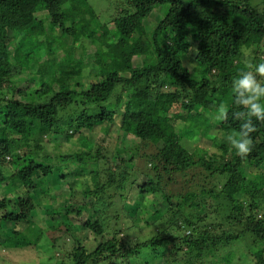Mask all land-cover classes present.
I'll use <instances>...</instances> for the list:
<instances>
[{
  "label": "trees",
  "instance_id": "obj_1",
  "mask_svg": "<svg viewBox=\"0 0 264 264\" xmlns=\"http://www.w3.org/2000/svg\"><path fill=\"white\" fill-rule=\"evenodd\" d=\"M113 1L105 17L89 0H0V187L38 188L55 170L82 183L75 211H53L62 234L50 261L31 264H203L240 239L264 264V122L252 118L246 157L224 141L243 123L233 117L242 110L233 79L247 62L264 63V0ZM221 104L227 120L217 118ZM177 105L190 123L197 114L215 120L176 131L165 121ZM110 123L129 140L118 152H131L115 166L82 133ZM183 133L208 143L184 146ZM137 158L142 172L130 165ZM180 182L184 194L173 188ZM14 201L0 196V221L20 220ZM15 236L5 247L26 245ZM89 236L103 239L89 248Z\"/></svg>",
  "mask_w": 264,
  "mask_h": 264
},
{
  "label": "rangeland",
  "instance_id": "obj_2",
  "mask_svg": "<svg viewBox=\"0 0 264 264\" xmlns=\"http://www.w3.org/2000/svg\"><path fill=\"white\" fill-rule=\"evenodd\" d=\"M253 3H257L258 0H250ZM89 3L97 9V11H105L104 16H108L107 9L114 4L113 0H89ZM259 3V2H258ZM254 5V4H253ZM168 8V4L161 6V8L156 7L150 13L151 21L162 19L164 17V11ZM147 8L145 7L143 12H146ZM16 42V41H15ZM12 40L8 41V47L10 51L12 50V46L15 43ZM85 45H88V41H84ZM12 55V51H11ZM34 67V66H33ZM93 67V66H92ZM28 70L24 71V77L28 78L31 82L36 80V76L33 73H29ZM180 111V113L178 112ZM178 112V113H177ZM185 116L181 114V109L179 105L173 109V112L168 115L165 123L167 125H173L174 128L179 130L180 127L187 124V127L190 129H197L199 127L198 123L202 125L207 123L209 120H215L214 116H210L209 114H197L196 121L190 123L188 119L184 118ZM114 124H104L95 126L91 130H82L84 134L88 137L94 139L96 143L94 146L97 147L99 144L102 146L101 153L110 158V161L113 162V165L121 162V158L129 156L130 151L128 149L124 151H119L121 146L125 145L129 140L126 138H122L120 130L116 128ZM196 131V130H195ZM64 132L61 131V135ZM79 132L75 131L74 135H77ZM59 134H54L50 138V140H63L62 136ZM58 137V138H57ZM182 142L185 145L190 143H196L199 146V142L202 144H207V140L203 137H198V135H192L188 133H183ZM66 142L63 141L60 146L65 147L67 145L71 146L73 142L72 139H66ZM210 147V151L213 153H217L215 146L208 145ZM46 149L49 152L57 153L58 149L55 146V141H49L46 145ZM65 150V149H63ZM67 150V149H66ZM130 150V149H129ZM138 159V158H137ZM136 160L134 163H130L131 167L138 168L140 172L143 171V165L145 164L144 160L141 159ZM51 162V161H50ZM141 163V164H140ZM141 165V166H140ZM262 170L264 171V165L262 166ZM5 171L9 172L8 169ZM136 177V174L133 172ZM131 177V178H132ZM141 176L136 180V183H142L143 179ZM89 182H87L88 184ZM31 183H26L24 187L15 190L10 184L6 183L0 187V196L9 197L10 199H15V210L19 214V221L15 223H5L4 221H0V264H31L35 262L42 261H50V253L52 252V247L50 246L53 242V239L59 238L62 234L61 229H54L53 225L56 223L59 217L57 214L53 213L54 210L60 209L61 206H66V208L70 210H74L78 204L81 203L82 192L81 186L82 183L79 180H75L71 175H64L61 171H52L48 174L45 180H42V184L40 187H36V185L31 186ZM182 182L177 186H173L174 189H181V193L184 194L185 190L181 186ZM30 185V186H29ZM48 190V192L46 191ZM124 208H128L126 202L123 203ZM75 211V210H74ZM221 215V214H220ZM224 215V214H223ZM91 219H94L93 215L89 216ZM45 223V224H44ZM43 226L46 228L44 230ZM78 227L79 225L76 224ZM77 229V228H76ZM79 229V228H78ZM16 232L17 238H24L27 243L22 248H9L5 247V238H10L12 232ZM44 231V232H43ZM150 231L142 230L141 232H133L131 230L130 238L136 239V235L141 238L143 236H147ZM141 234L142 236H140ZM9 236V237H8ZM66 236H64L65 238ZM80 242L85 245V236L81 235ZM90 241L87 243L89 248L98 243V241L102 240L103 237H93L89 236ZM52 241V242H51ZM34 244V245H33ZM249 242L244 239H240L237 242H234L231 249L232 251L228 253L227 248L221 249L218 253L222 254H214V252H210L206 255L205 260L202 262L203 264H254L253 256L249 253L248 249ZM225 249V250H224ZM229 254L232 256V261L229 260ZM264 256V253H263ZM222 258V262L220 260ZM239 257L241 260H239ZM134 264H140L138 260L134 261ZM161 264H168L166 262Z\"/></svg>",
  "mask_w": 264,
  "mask_h": 264
},
{
  "label": "clouds",
  "instance_id": "obj_3",
  "mask_svg": "<svg viewBox=\"0 0 264 264\" xmlns=\"http://www.w3.org/2000/svg\"><path fill=\"white\" fill-rule=\"evenodd\" d=\"M247 71L241 70L232 82L233 103L242 108L234 112V119L243 121L239 130L224 135V141L234 149L240 157H246L253 149L251 133L256 131L252 122L254 117L257 121L264 122V82L257 76L264 77V63H246ZM219 120H227L228 108L221 104L218 108Z\"/></svg>",
  "mask_w": 264,
  "mask_h": 264
}]
</instances>
